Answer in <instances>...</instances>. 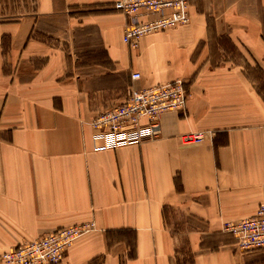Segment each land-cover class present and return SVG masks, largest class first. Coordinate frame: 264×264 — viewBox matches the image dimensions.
<instances>
[{"label": "crops", "instance_id": "0c3cea01", "mask_svg": "<svg viewBox=\"0 0 264 264\" xmlns=\"http://www.w3.org/2000/svg\"><path fill=\"white\" fill-rule=\"evenodd\" d=\"M115 1L0 8V256L93 223L61 264H264L225 231L264 204V0H192L189 23L135 50ZM132 73L139 88L184 80L186 109L155 139L95 151L91 123Z\"/></svg>", "mask_w": 264, "mask_h": 264}, {"label": "built area", "instance_id": "2783aa9c", "mask_svg": "<svg viewBox=\"0 0 264 264\" xmlns=\"http://www.w3.org/2000/svg\"><path fill=\"white\" fill-rule=\"evenodd\" d=\"M192 0H116L111 10L126 19L124 43L132 50L138 49L145 36L183 26L190 21L189 7ZM133 86L126 99L109 110L102 111L92 121L97 130L95 151L140 145L155 139L160 133V116L166 112H183L189 97L184 80L139 88V73L131 74ZM185 144L203 140L202 134L190 133L183 137ZM95 230V224L85 223L61 228L4 252V264H61L66 251L81 237ZM225 231L232 234L236 247L242 253L264 250V204L256 212L235 223Z\"/></svg>", "mask_w": 264, "mask_h": 264}, {"label": "rangeland", "instance_id": "374dc122", "mask_svg": "<svg viewBox=\"0 0 264 264\" xmlns=\"http://www.w3.org/2000/svg\"><path fill=\"white\" fill-rule=\"evenodd\" d=\"M18 2L19 0H0L1 15L3 19H15L20 16L21 12H19V5H17ZM29 4H30V0H29ZM14 8H17L18 13H15ZM21 11L23 10L21 9ZM126 93L128 94V92L123 90L110 91L107 97L109 100H113L114 101L113 103L117 101L118 103H120L119 100L124 99V97L127 95ZM129 238L133 239L131 237Z\"/></svg>", "mask_w": 264, "mask_h": 264}, {"label": "trees", "instance_id": "16d2710c", "mask_svg": "<svg viewBox=\"0 0 264 264\" xmlns=\"http://www.w3.org/2000/svg\"><path fill=\"white\" fill-rule=\"evenodd\" d=\"M120 234H121V233H119L118 236H123V234H121V235H120ZM128 234H130V233L128 232ZM131 234H132V233H131ZM132 235H133V234H132ZM132 235H131V236H132ZM111 236H112V233L109 234V237H111ZM131 236H129V237H131ZM131 238H132V237H131ZM134 240H135V237H133V239H131V241H129V242H130V245H132L133 247H134ZM132 249H133V248H132Z\"/></svg>", "mask_w": 264, "mask_h": 264}]
</instances>
